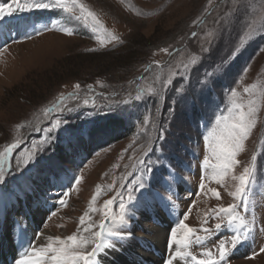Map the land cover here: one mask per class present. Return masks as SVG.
<instances>
[{
    "label": "rangeland",
    "instance_id": "374dc122",
    "mask_svg": "<svg viewBox=\"0 0 264 264\" xmlns=\"http://www.w3.org/2000/svg\"><path fill=\"white\" fill-rule=\"evenodd\" d=\"M81 3L106 30L103 35L108 42L104 46L82 21H75L60 9L17 11L0 18V151L17 144L12 156L4 161V168L11 171L5 172V181L0 183V236L5 237L6 243L0 263L4 259L15 264L23 247L45 245L48 236L66 238L78 234L89 218L98 225L105 200L116 197L110 208L111 214L118 216L122 198L117 190L123 192L126 201L129 189L125 185L136 180L142 171L133 165L146 148L153 146L149 138L155 137L161 127L166 129L163 149L159 147L161 142L155 141V155L149 158L164 160L165 168L173 174H165L171 190L150 182L149 191L158 189L165 203L149 206L135 215L128 211L132 218L120 226L130 228L138 238L130 248L139 254L144 245L156 252L163 250L147 238L153 226L165 230L169 239L171 227L185 219L197 229V235H205L199 231L205 213L236 203L230 193L235 191L237 182L229 177L221 184L214 178L211 165L216 161L204 136L230 122L238 111L233 106L236 103L245 112L249 106L254 109L253 126L237 155L240 164L235 173L239 174L255 155L248 209L245 212L243 205L238 209L250 227L255 224V229L247 241L237 246L227 264H264V252L260 251L264 247V29L259 28L264 25V0ZM0 5L15 7L12 0H0ZM253 21L258 30L241 45L240 37ZM222 23L223 36L209 52H202L208 47L207 34L217 32ZM108 32L119 37V41H111ZM237 48L243 50L228 68L227 76L203 89L221 58L231 59ZM169 79L173 83L165 88L164 81ZM77 84L79 88L75 87ZM149 88L156 89L158 95L150 96ZM141 89L144 99L136 101L134 97ZM71 94H75V99ZM157 103L160 109L156 127L151 122L143 126V117L150 110L155 115ZM53 105H57L56 109L46 113L45 109ZM109 106H118L120 114L105 115ZM68 108L73 110L67 111ZM113 119L124 120L125 134L106 128L92 137V129ZM52 136L57 138L45 147ZM34 153L38 154L33 160ZM206 157L209 163L202 167ZM25 160L30 163L25 165ZM76 175L81 177L79 183L75 182ZM97 185L100 193L93 201ZM212 188L219 191V199L208 191ZM63 192L69 195L63 197L66 204L61 205ZM137 196L140 199L142 193ZM85 213L86 224L81 226L79 218ZM217 222V218L210 217L203 226L211 229ZM20 226L29 231L16 249L14 241ZM36 233L44 236L40 242L41 236ZM233 234L221 229L202 245L191 244L187 251L190 256L203 258L205 250L215 252L219 240ZM29 240L33 245L28 244ZM164 245L168 246L167 239ZM172 250L175 253L176 246ZM87 251H91L90 245ZM178 258L172 255V264H193L190 258ZM134 261L131 255L127 258L128 264Z\"/></svg>",
    "mask_w": 264,
    "mask_h": 264
},
{
    "label": "snow or ice",
    "instance_id": "6c2138e0",
    "mask_svg": "<svg viewBox=\"0 0 264 264\" xmlns=\"http://www.w3.org/2000/svg\"><path fill=\"white\" fill-rule=\"evenodd\" d=\"M12 3L15 5L14 8L11 6L0 5V18L11 15L17 11L31 12L40 9H60L63 13L69 14L75 21H82L86 28H89L92 33L96 34V38L99 40L101 46H104L108 42L103 35L106 30L100 20L92 11L81 3V0H12ZM5 7H7V11H5ZM225 23L229 22L225 21ZM225 23L221 24L220 29L217 32H210L207 34L208 47L203 48L202 52H209L213 44L223 36ZM259 28L264 29V25H260ZM257 30L258 26L255 21L248 24V30L240 37V44L245 45L248 40H251L254 37ZM34 31H36V34H39L38 29H35ZM196 35L195 32L192 33V36L195 37ZM107 37H110L111 41H119V37L111 32L107 33ZM242 50V48H237L235 52H232L231 59L222 57L216 70L209 74L208 83L202 85V88L208 89L211 84L227 76L228 68L241 54ZM262 51H264V49H262ZM195 62L196 60L194 57L193 63ZM172 83V80L169 79L164 81L163 86L167 88ZM75 87L79 88L80 85L77 84ZM245 91H247V89H245ZM231 92L233 96L236 95V90L234 88ZM148 94L150 96L158 95L157 90L154 88H149ZM71 95H73V98L75 99V94ZM134 99L136 101L144 99V90L141 89ZM84 103L87 104V100H85ZM124 103H129V101H125ZM251 103L252 102H249L250 105ZM233 106L235 109H238V111L231 117L230 122L225 123L219 131L216 129L210 131L204 136V140L206 146H210L212 156L216 161L211 167L213 169V176L217 182L223 184L226 178L229 177L231 180L237 182L235 184V191L230 193L236 203L228 204L226 207L218 206L216 209L205 213V219L202 221L199 229V231L205 233V235H197L196 228L187 224L185 219H179L178 223L171 227L168 240L169 247H172L173 245L176 246V251L173 253L174 258L176 256L190 258L193 261V264H227L231 254L235 251L237 246L247 241L255 229V224L253 223L250 227L249 222H247L244 216L240 215L238 211L241 205H243L245 212H247L248 209L249 189L255 175V155H253L252 159L244 165L243 170L239 172V174L235 173L236 166L240 164L237 155L243 150V142L250 134V129L253 126L251 116L254 109L249 106L247 112H245L241 104L234 103ZM56 107L57 105H53L52 108L45 109V112L48 113L54 111ZM159 109L160 105L157 103L155 105V115H153L150 110L149 114L143 117V126L146 127L151 122L153 128L156 127V118L159 115ZM72 110L73 109L71 108L67 109V111ZM169 110L174 112V109L171 107ZM229 111L231 112L232 109H229ZM108 114H120L118 106L116 108L109 106L108 111L105 112V115ZM228 119L229 118L227 117L225 118V120ZM52 127L63 128V125H53ZM141 130L143 131L144 128ZM47 131H49V134L51 135V129ZM56 138V136H52V139L45 147L50 146ZM165 140L166 129L163 127L160 128L155 137L149 138V144L153 146L146 148L133 165L134 168H141L142 171L136 180L125 185L129 189V195L126 201L123 199V192L119 189L117 190V195L122 198L119 202L120 212L118 216L112 215L110 208L115 202L116 197L105 200L102 209H100L102 219L99 221L98 225L90 222L89 218L86 227H83L84 232H90L89 237L83 235L78 236L75 233L66 238H61L60 236H48V242L45 245L39 247H23V251L20 252L19 259L15 260V264H104L102 256L106 250L111 249L113 251H122L126 247H131L138 238L133 235L130 228L120 226L126 225L128 220L132 218L131 216H128V211H131L132 214L135 215L136 212L146 211L149 206H153L157 203H165V197L158 189L155 188L154 190L149 191L150 182L155 181V183L159 184L160 187L165 190H171V184L169 183V180L166 179L165 174H167V176H172L173 174L168 172L165 168L164 160L161 157H157L155 161L149 158L155 155V141L161 142L159 147L162 150L164 146L163 142ZM68 146L70 149L72 148L71 138L69 139ZM16 148L17 144L13 143L7 145L3 151H0V183L5 181V172L11 171L10 168H4V161L12 156L13 151ZM36 154L38 153L33 154V160L35 159ZM24 163L27 165L30 161L25 160ZM208 163L209 161L206 157L201 166L204 167L208 165ZM157 173H159V175H157ZM145 174H147V178L145 177ZM128 175L132 176L134 173H128ZM121 179L125 178L122 177ZM201 179L202 182L200 188L203 190L205 188L203 183L204 177ZM80 180L81 177L76 175L75 182L79 183ZM111 187L112 185H109V188ZM208 191H210L217 199L220 198V193L217 189L212 188L208 189ZM99 193L100 186L97 185L96 193L92 197L93 201L97 199ZM133 193H135V195H133ZM138 193H142L140 199H138ZM68 195V192L62 193V198L59 200L61 205L66 204L63 197ZM89 207L92 211L96 210L91 208V204ZM52 215H55V213H52ZM87 216L88 213L80 216L79 222L81 226L86 224ZM187 216L188 213H184V217L186 218ZM210 217L218 219V222L215 223L211 229L203 226ZM221 229L231 230L234 234L227 239H220L215 246V252L205 250L202 253L203 258H198L194 255L190 256L187 249L191 244L195 243L202 245L203 242L219 233ZM36 235L40 236L41 233H36ZM33 243L34 242L30 240L28 241L29 245H33ZM89 245L91 246V251H87ZM117 245H119V248H117ZM181 248L185 250L181 251ZM80 249L85 250L81 251ZM260 251L264 252V247H261ZM165 264H172V261L168 260Z\"/></svg>",
    "mask_w": 264,
    "mask_h": 264
},
{
    "label": "bare ground",
    "instance_id": "6f19581e",
    "mask_svg": "<svg viewBox=\"0 0 264 264\" xmlns=\"http://www.w3.org/2000/svg\"><path fill=\"white\" fill-rule=\"evenodd\" d=\"M28 231H27V229H23V227H21V226H20V228H18L16 239L14 241V244L16 245V249L20 248V246L22 245V243L24 242V240L26 239V237L28 235ZM148 233H149L147 235L148 240L149 239L152 240L153 242H155V244L158 248L159 247L162 248L163 250H161V252L160 251L156 252L155 250H152V248L149 245H147V248L144 245V247H143L144 249L143 248L141 249L140 254L138 252H133L134 249H132L130 247H126L122 251H113L111 249H108V250H106V252L102 256V259L104 260V264H120V263L128 264L127 258L130 257V255L135 260L134 264H142V262L145 264L149 260L152 261V262H150V264H152L154 262V260H157V259H159L157 264H164L166 261L171 260L172 254H173L172 248L175 247V245H173L172 247H169V245L166 247L164 245V243L166 242V239H167V241L169 240L168 238H166L165 230L161 229L160 226L159 227L153 226V228L148 230ZM77 235L78 236L83 235L85 237H89L90 232H84L83 227H82V228L78 229ZM43 237L44 236H41L38 239V242H40V240ZM3 238H5V237H3ZM3 238H1V236H0V254L2 252V249L4 250L6 247V243H5V240ZM152 253H154L156 256H154ZM1 262L2 263H0V264H9L8 260L4 261V259H2ZM242 264H245V263H242Z\"/></svg>",
    "mask_w": 264,
    "mask_h": 264
},
{
    "label": "trees",
    "instance_id": "16d2710c",
    "mask_svg": "<svg viewBox=\"0 0 264 264\" xmlns=\"http://www.w3.org/2000/svg\"><path fill=\"white\" fill-rule=\"evenodd\" d=\"M103 125L104 126L99 125L98 127L92 129L95 132L94 135L92 134V137H94V136L97 137L96 136L97 133L100 134V133L106 131V128L107 129L108 128H114L115 131H117L116 132L117 134H120V132L125 134L126 125L124 123V120H120V119L119 120L118 119H113L112 121L108 120V121L104 122ZM115 131L111 132V133H115Z\"/></svg>",
    "mask_w": 264,
    "mask_h": 264
}]
</instances>
